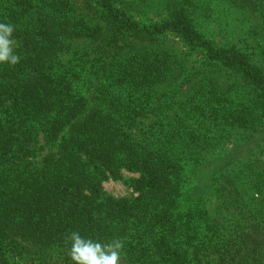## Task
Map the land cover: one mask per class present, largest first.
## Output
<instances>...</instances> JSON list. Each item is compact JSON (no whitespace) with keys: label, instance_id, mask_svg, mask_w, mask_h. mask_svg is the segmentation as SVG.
<instances>
[{"label":"trees","instance_id":"obj_1","mask_svg":"<svg viewBox=\"0 0 264 264\" xmlns=\"http://www.w3.org/2000/svg\"><path fill=\"white\" fill-rule=\"evenodd\" d=\"M134 1L0 0L20 56L0 64V264H74L71 232L121 241L119 264H264V145L203 154L264 114V0H214L257 19V52L205 35L206 0ZM177 71L188 115L139 128ZM124 170L132 194H107Z\"/></svg>","mask_w":264,"mask_h":264},{"label":"rangeland","instance_id":"obj_2","mask_svg":"<svg viewBox=\"0 0 264 264\" xmlns=\"http://www.w3.org/2000/svg\"><path fill=\"white\" fill-rule=\"evenodd\" d=\"M72 3L78 5V0H71ZM136 4H141V0L134 1ZM148 1H143L142 4L148 3ZM215 4V5H214ZM202 6H211L209 16H205L201 14L203 21L209 19L205 24V27L202 31L205 35L211 38L215 44L223 45V44H236L246 50H250L253 52H257L258 49L261 50V43L264 40H261V43H257L259 38L256 37L251 31L253 29L254 23L257 19L250 12L243 11L240 9H236L228 4L215 3L213 1H205L202 3ZM220 6V7H218ZM201 21V20H200ZM229 31V32H227ZM253 34V35H252ZM254 36L253 37L251 36ZM158 43L162 45V47L168 49L173 54H177V57L188 59L191 62L202 61L205 56L202 50L190 51L188 47H186L180 39L174 35H168L164 38L158 40ZM84 44L82 43H71L67 47V52L72 54L74 51H77L79 47H82ZM258 45V48H256ZM255 47V48H254ZM257 49V51L255 50ZM261 54H264V43ZM181 67V66H179ZM204 70L208 69L206 64H203ZM211 74H224L225 71H221L219 69H212L209 67ZM180 72L177 71L169 78L168 81L158 84L154 89V100L148 111L144 112L145 114L138 117L142 118L144 122L139 125V128L148 129V127L155 123L157 117L166 116L165 124L170 120L169 115L172 118H179V116L188 115V111H186L183 107L185 104L189 102V91H191V85L195 82L193 79L190 83H186V78H181L178 76ZM97 84V83H96ZM83 89H88L87 86H83ZM91 91H87V95L92 98V91H95V87L88 89ZM157 91V92H156ZM172 95V96H171ZM257 115L255 116V126L250 130L246 129H234L233 131H237L234 135L228 137L227 140L220 141V144L217 143L213 145L211 148L209 147L205 153V157L210 158L214 155L220 154L227 147L232 146L233 144L240 142L244 143V140L250 137L248 140L249 146H253L257 144L264 145V114L258 110ZM146 116V117H145ZM145 117V118H143ZM167 127V125H166ZM142 134V133H141ZM233 142V143H232ZM40 143L39 145H41ZM253 151L256 152V146L252 147ZM250 149V148H249ZM264 158V155L261 156ZM259 162H264V160H258ZM139 174L131 171L124 170L123 171V179H113L107 178L103 181L104 191L112 195L114 197H125L129 196L133 192V188L129 186V179L133 177H138Z\"/></svg>","mask_w":264,"mask_h":264},{"label":"clouds","instance_id":"obj_3","mask_svg":"<svg viewBox=\"0 0 264 264\" xmlns=\"http://www.w3.org/2000/svg\"><path fill=\"white\" fill-rule=\"evenodd\" d=\"M15 28L12 24L0 23V64L16 65L20 61L13 49L12 40ZM71 259L74 264H119L123 244L117 240L102 244L91 238L83 237L79 232H71Z\"/></svg>","mask_w":264,"mask_h":264}]
</instances>
